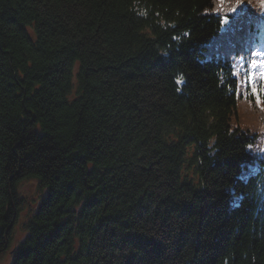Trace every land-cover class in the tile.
Returning <instances> with one entry per match:
<instances>
[{"label":"trees","instance_id":"trees-1","mask_svg":"<svg viewBox=\"0 0 264 264\" xmlns=\"http://www.w3.org/2000/svg\"><path fill=\"white\" fill-rule=\"evenodd\" d=\"M231 1L0 0V255L34 178L13 264H264Z\"/></svg>","mask_w":264,"mask_h":264},{"label":"rangeland","instance_id":"rangeland-1","mask_svg":"<svg viewBox=\"0 0 264 264\" xmlns=\"http://www.w3.org/2000/svg\"><path fill=\"white\" fill-rule=\"evenodd\" d=\"M78 66L75 68L77 73ZM264 91V90H263ZM258 101H264V97L258 95ZM249 128L252 131L258 132L255 144L253 145V152L264 151V122H251ZM192 152V150H191ZM18 187L19 196L25 198L27 201L25 207L19 211L18 220L13 229V241L10 244L7 251L0 255V264H13L15 261L20 244L26 239L28 235L27 223L32 217V213L35 212L43 198L47 195V190L41 186L40 182L34 178H27L20 182ZM1 232V227H0Z\"/></svg>","mask_w":264,"mask_h":264},{"label":"bare ground","instance_id":"bare-ground-1","mask_svg":"<svg viewBox=\"0 0 264 264\" xmlns=\"http://www.w3.org/2000/svg\"><path fill=\"white\" fill-rule=\"evenodd\" d=\"M263 211H264V206H263Z\"/></svg>","mask_w":264,"mask_h":264}]
</instances>
